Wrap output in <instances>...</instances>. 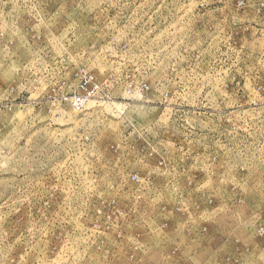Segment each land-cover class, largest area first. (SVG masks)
I'll return each mask as SVG.
<instances>
[{"label":"rangeland","instance_id":"rangeland-1","mask_svg":"<svg viewBox=\"0 0 264 264\" xmlns=\"http://www.w3.org/2000/svg\"><path fill=\"white\" fill-rule=\"evenodd\" d=\"M0 264H264V0H0Z\"/></svg>","mask_w":264,"mask_h":264}]
</instances>
